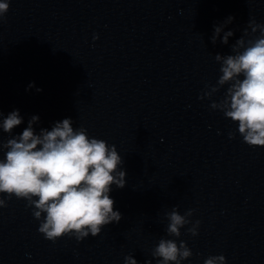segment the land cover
<instances>
[{
	"label": "clouds",
	"instance_id": "obj_1",
	"mask_svg": "<svg viewBox=\"0 0 264 264\" xmlns=\"http://www.w3.org/2000/svg\"><path fill=\"white\" fill-rule=\"evenodd\" d=\"M10 7V0H0V22ZM234 18L228 17L214 26L211 42L218 38L227 45L232 30L224 31ZM251 29V32L248 31ZM259 32L254 38L245 39ZM96 37H94L95 39ZM229 55L216 54L221 65L215 85H206L200 97L211 99L227 85L223 97L213 100L211 108L223 112L225 118L238 123L243 142L252 147L264 146V24L250 18L242 36L231 46ZM242 77V78H241ZM29 85V88L33 87ZM41 91V89H37ZM0 113V117H2ZM39 121L32 116L22 134L12 136L14 128L23 123L19 110H13L0 119V128L10 134L6 142L0 141V194L27 201L33 216L40 221L38 231L45 239L56 241L63 236H74L82 241L91 234L96 237L101 230L119 223L122 214L114 210L115 201L109 193L112 185L125 187L126 172L121 169L123 160L115 145L105 140L89 137L84 127H73L71 118L56 122L51 130L42 128L37 133L33 125ZM235 132H229V138ZM6 199L0 198V208L6 207ZM193 210L181 215L176 207L166 213L169 236L180 237L181 228L192 223ZM200 221H195L188 232L198 234ZM157 264H181L192 256L184 241L161 238L152 250ZM225 256H209L204 264H225ZM125 264H137L132 255L124 258ZM145 264H152L150 260Z\"/></svg>",
	"mask_w": 264,
	"mask_h": 264
}]
</instances>
